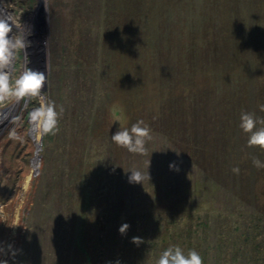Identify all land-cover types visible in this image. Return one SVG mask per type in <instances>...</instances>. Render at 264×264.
Instances as JSON below:
<instances>
[{
  "label": "rangeland",
  "instance_id": "rangeland-1",
  "mask_svg": "<svg viewBox=\"0 0 264 264\" xmlns=\"http://www.w3.org/2000/svg\"><path fill=\"white\" fill-rule=\"evenodd\" d=\"M0 17L30 42L10 82L45 75V99L0 104V262L157 264L179 246L264 264V150L239 127L264 118V0H0ZM47 100L58 131L37 137ZM138 120L144 154L111 139Z\"/></svg>",
  "mask_w": 264,
  "mask_h": 264
},
{
  "label": "clouds",
  "instance_id": "clouds-1",
  "mask_svg": "<svg viewBox=\"0 0 264 264\" xmlns=\"http://www.w3.org/2000/svg\"><path fill=\"white\" fill-rule=\"evenodd\" d=\"M12 31V22L5 17H0V104L13 97L17 101L25 97L45 99L42 94L45 84L44 73L29 68L20 74L14 85L10 82L9 69L13 65L16 51L18 49L26 51L30 46L27 37L10 36ZM260 110L264 111V105L260 106ZM58 119L59 113L56 110L55 102L47 100L31 111V131L37 137L46 134L55 135L58 131ZM239 127L244 133L248 134L247 144L249 147L258 146L261 150H264V118H257L254 113L242 112ZM150 133V127L143 120H138L130 128H119L111 136V139L130 153L144 154L146 152V142L152 139ZM12 134L15 135L14 132ZM253 164L258 168H264V164L259 159L254 158ZM170 168L178 171L175 164H170ZM233 171L238 172L239 170L233 169ZM130 172V183H142L144 175L140 171ZM129 227L127 223H124L119 228V232L124 234ZM132 242L139 245L143 241L140 237H133ZM0 264H6V262H0ZM157 264H203V259L196 250H189L185 255L183 249L179 246H170L161 253Z\"/></svg>",
  "mask_w": 264,
  "mask_h": 264
},
{
  "label": "bare ground",
  "instance_id": "bare-ground-1",
  "mask_svg": "<svg viewBox=\"0 0 264 264\" xmlns=\"http://www.w3.org/2000/svg\"><path fill=\"white\" fill-rule=\"evenodd\" d=\"M0 110H2V112H0V125H2V123H5L6 120L8 119L9 116H6L7 114H5L6 112L8 113V111L12 112V109H3L0 107ZM10 114V113H9Z\"/></svg>",
  "mask_w": 264,
  "mask_h": 264
}]
</instances>
